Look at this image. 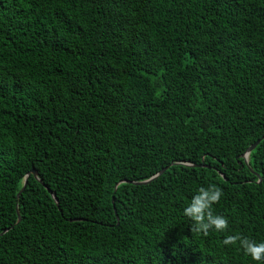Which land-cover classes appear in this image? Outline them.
Returning a JSON list of instances; mask_svg holds the SVG:
<instances>
[{"label":"trees","instance_id":"16d2710c","mask_svg":"<svg viewBox=\"0 0 264 264\" xmlns=\"http://www.w3.org/2000/svg\"><path fill=\"white\" fill-rule=\"evenodd\" d=\"M235 233L264 241V0H0V264H261Z\"/></svg>","mask_w":264,"mask_h":264},{"label":"clouds","instance_id":"9594fccd","mask_svg":"<svg viewBox=\"0 0 264 264\" xmlns=\"http://www.w3.org/2000/svg\"><path fill=\"white\" fill-rule=\"evenodd\" d=\"M222 195V189L216 184H209L207 187L200 186L192 195L182 210V215L191 221L190 230L192 233L207 237L212 231L226 232L229 228L227 218L217 214L213 208L220 202ZM221 243L224 246H237L251 260L264 264V241H257L254 238L235 233L225 235Z\"/></svg>","mask_w":264,"mask_h":264},{"label":"water","instance_id":"95a60500","mask_svg":"<svg viewBox=\"0 0 264 264\" xmlns=\"http://www.w3.org/2000/svg\"><path fill=\"white\" fill-rule=\"evenodd\" d=\"M258 142H259V140L256 141L254 144H252V145L246 150V152H245V154H244V158H245V160H247V158H248L250 152L256 147V145L258 144ZM190 166H191V165H190ZM165 169H166V168L162 169V170H161L160 172H158L155 176H153L152 178H150V179H148V180H146V181L139 182V183H133V184H135V185H144V184H147V183H149L150 181H152L153 179H155L156 177H158L159 175H161V174L164 172ZM30 175H33L36 179H38V178H37V173H36V171H35L34 169H32V170H31V171L25 176V178H24V185H23L22 189L20 190V192L17 194V197H19V195L22 194V192H23V190H24V188H25V186H26L27 179H28V177H29ZM49 192H50V191H49ZM50 194H51L52 198L54 199V201L57 203V199H56L54 193L50 192Z\"/></svg>","mask_w":264,"mask_h":264}]
</instances>
